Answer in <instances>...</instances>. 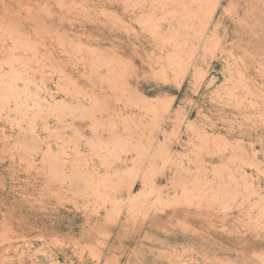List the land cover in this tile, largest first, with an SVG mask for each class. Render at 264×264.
I'll return each mask as SVG.
<instances>
[{
    "label": "rangeland",
    "instance_id": "1",
    "mask_svg": "<svg viewBox=\"0 0 264 264\" xmlns=\"http://www.w3.org/2000/svg\"><path fill=\"white\" fill-rule=\"evenodd\" d=\"M167 2L0 0V264H264V0Z\"/></svg>",
    "mask_w": 264,
    "mask_h": 264
},
{
    "label": "bare ground",
    "instance_id": "2",
    "mask_svg": "<svg viewBox=\"0 0 264 264\" xmlns=\"http://www.w3.org/2000/svg\"><path fill=\"white\" fill-rule=\"evenodd\" d=\"M170 1H172V2H170V3H171L170 5H173L174 3H175L176 5H179V4H178L179 0H170ZM173 1H174V3H173ZM166 2H167V0H166ZM167 3H168V2H167ZM77 4H78V3H77ZM211 23H212V22H211ZM211 23H210V25H211ZM210 31H211V27H210V26H207V27H206V33H207V35H208L209 33H211ZM15 86H16V85H15ZM9 90L12 91L13 89H12V90L9 89ZM10 91H9V92H10ZM0 94H1V92H0ZM6 98H7V97H6ZM6 98H5V99H6ZM0 100H1V99H0ZM3 100H4V99H3ZM6 101H8V100H6ZM4 102H5V100H4ZM14 102H15V100H14ZM2 103H3V101L1 102V104H2ZM6 103L8 104V102H6ZM1 104H0V107H1ZM12 105H13V104H12ZM13 109H14V108H13ZM15 110L17 111V109H15ZM11 111H12V110H11ZM11 120H12V119H11ZM9 123H11V121H10ZM9 123H8V124H9ZM11 124H12V123H11ZM10 126H11V125H10ZM4 141H5V140H4ZM27 141H29V139H27ZM31 142H32V141H31ZM28 143H29V142H28ZM26 144H27V143H26ZM29 144H30V143H29ZM25 155H26V154H25ZM18 160H19V159H18ZM23 160H24V158H23ZM26 161H27V160H26ZM30 165H31V164H30ZM132 189H133V188H132ZM88 239H89V238H88ZM120 255H121V254H120Z\"/></svg>",
    "mask_w": 264,
    "mask_h": 264
}]
</instances>
